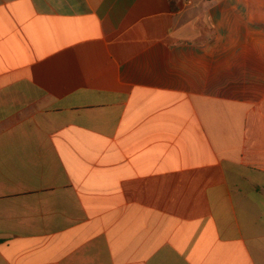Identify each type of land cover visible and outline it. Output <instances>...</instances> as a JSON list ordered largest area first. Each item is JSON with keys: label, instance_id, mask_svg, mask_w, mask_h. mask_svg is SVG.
Returning a JSON list of instances; mask_svg holds the SVG:
<instances>
[{"label": "crops", "instance_id": "1", "mask_svg": "<svg viewBox=\"0 0 264 264\" xmlns=\"http://www.w3.org/2000/svg\"><path fill=\"white\" fill-rule=\"evenodd\" d=\"M0 264H264V0H0Z\"/></svg>", "mask_w": 264, "mask_h": 264}]
</instances>
